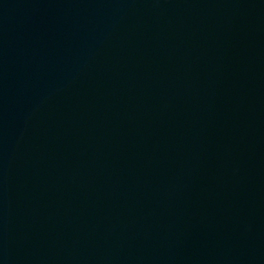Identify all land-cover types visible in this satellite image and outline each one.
Listing matches in <instances>:
<instances>
[{"label": "water", "instance_id": "1", "mask_svg": "<svg viewBox=\"0 0 264 264\" xmlns=\"http://www.w3.org/2000/svg\"><path fill=\"white\" fill-rule=\"evenodd\" d=\"M0 264H264V0H0Z\"/></svg>", "mask_w": 264, "mask_h": 264}]
</instances>
